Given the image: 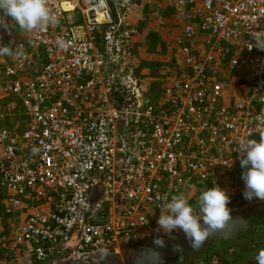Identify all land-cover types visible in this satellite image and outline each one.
<instances>
[{
    "label": "built area",
    "instance_id": "1",
    "mask_svg": "<svg viewBox=\"0 0 264 264\" xmlns=\"http://www.w3.org/2000/svg\"><path fill=\"white\" fill-rule=\"evenodd\" d=\"M140 1L48 0L55 25L27 36L10 28L14 55H0V264L119 254L161 211L158 196L195 186L245 199L237 148L264 131V0H164L182 27L186 72L159 103L129 69L128 15Z\"/></svg>",
    "mask_w": 264,
    "mask_h": 264
},
{
    "label": "clouds",
    "instance_id": "2",
    "mask_svg": "<svg viewBox=\"0 0 264 264\" xmlns=\"http://www.w3.org/2000/svg\"><path fill=\"white\" fill-rule=\"evenodd\" d=\"M57 22V16L48 7V0H0V31H9L12 26H18L24 32H32ZM258 45L264 46L261 42ZM21 47L17 46V53ZM0 55L11 56L14 53L9 45H0ZM237 150L241 153V168L246 169L242 174L245 182L244 198L248 201H264V131L260 132L259 140L249 139L241 143ZM157 199L161 209L157 231L162 230L171 237L174 230H181L191 248L197 251L233 219L232 210L228 207L230 196L227 190L219 186L203 191L198 197V207L189 203L184 192L173 195L170 201L166 195L158 196ZM154 243L158 247L165 246V241L160 237ZM174 250L182 252V246L175 245ZM149 251L156 254L155 258H146L142 253L137 258L138 264H161L159 253ZM255 262L264 264V249L256 254ZM180 264H183V256Z\"/></svg>",
    "mask_w": 264,
    "mask_h": 264
},
{
    "label": "rangeland",
    "instance_id": "3",
    "mask_svg": "<svg viewBox=\"0 0 264 264\" xmlns=\"http://www.w3.org/2000/svg\"><path fill=\"white\" fill-rule=\"evenodd\" d=\"M141 2L142 0L139 3ZM133 7L134 6H131V9ZM149 10H151V8ZM75 15H76L75 21L76 22L80 21V15L78 13H76ZM167 23H168L167 25L169 26L159 33L156 32V30H153L151 32L145 33L144 35L142 34L141 37L142 40L140 39V37L137 36L139 33V31L137 30V33L133 36L131 40V63L129 69H131V74H133L134 78L138 81V86L140 88L139 90H142L141 92H143L144 97L150 99L154 103H159L161 101L164 93V88L168 83L172 82L175 79H180L182 77V74L186 72V65L184 64L182 57L179 54V50H178L179 48L176 44H174L175 37L181 33V29H179L180 25L177 24L180 22L172 18L171 24L170 21H167ZM162 26L164 28L165 24H162ZM14 32L16 31L14 30L0 31V45H9L11 47L12 42L18 38L13 35ZM25 33H26L25 35L23 34L22 35L27 36L28 32ZM159 35H160V39H159ZM20 37L22 36L20 35ZM135 37H137L136 43H134L133 41L134 39H136ZM162 41L165 44V47H161ZM144 44L146 45L144 46ZM175 47L177 48L178 53L175 52ZM164 49L166 51L162 52V50ZM146 54H151L153 56L149 60L145 58ZM173 57L174 58L176 57V59L179 60V63L173 62ZM180 60L182 63L180 62ZM43 62H47L46 56L44 54H43ZM135 70H137L138 74H136ZM162 85H163V90L161 89ZM210 188H212L211 185L210 187L206 186V188H203L202 186L200 187L195 186L194 188H190L186 194L189 203L193 205V207H198L199 195L203 191ZM244 201H246L247 205L249 206H242L240 204H236V202H230L228 207L232 210L233 217L239 216L242 213L256 211L264 207V201H260L258 199H254L252 201H248L244 199ZM234 203L236 205H234ZM160 214L161 211L156 212L151 220L150 226L146 229L143 235H139L138 238L135 239L136 240L135 243L125 244L123 250L118 254V256L122 257L123 254H126L127 257H130L132 255L131 253L137 247L145 246V245H140V243L143 242L144 240H150L152 241L151 243H154V240L157 237H160L162 239L169 237V235L165 234L162 230L157 231L158 229L157 220ZM180 232L183 231L174 230L171 236L176 235ZM130 247L131 249H129ZM231 248H229V250ZM235 253H236V248L232 255L227 254V256L232 258L235 256ZM249 259H253L252 256H250ZM242 263H244L243 260L237 259L235 263H230V264H242Z\"/></svg>",
    "mask_w": 264,
    "mask_h": 264
},
{
    "label": "crops",
    "instance_id": "4",
    "mask_svg": "<svg viewBox=\"0 0 264 264\" xmlns=\"http://www.w3.org/2000/svg\"><path fill=\"white\" fill-rule=\"evenodd\" d=\"M146 4H149V5H146ZM157 7H160L161 12L163 14L162 15L164 17L163 23H159L157 20V17H156ZM150 8H151V10H149ZM146 9L149 11H147ZM172 18L174 20H176L175 15H174V11L172 9L166 7L164 0H142L141 3H139L138 5H135L131 9L130 14L128 15V22L130 23L131 26H133L134 28H136L139 31L137 36L140 37V39H141L142 34L144 35L147 32H151L153 30H156V32L159 33L161 31H163L165 28H167L169 26V25H167L168 24L167 21H170V24H171ZM162 24H165L164 28H163ZM177 24H179L181 26L180 23H177ZM180 26H179V29L182 30V27L180 28ZM160 35H161V33H160ZM160 35H159V39H160ZM176 37L174 39V44H176L175 43ZM135 38L136 39L133 40L134 43H136V40H137V37H135ZM163 41L161 42V47H165V44L163 43ZM169 43H170V41H169ZM145 45L146 44H144V46ZM165 51H166L165 49L162 50V52H165ZM175 52L178 53L176 47H175ZM152 56L153 55H151V54H146L145 58L150 60V58ZM129 61L131 63V58ZM173 62L179 63V60L176 59V57L175 58L173 57ZM180 62H181V60H180ZM135 72H136V74H138L137 70H135ZM239 76H240L239 74H234L233 77H230V81L235 82L239 78ZM161 89L163 90V85H162ZM19 121H20V119L17 122H19ZM233 202H236V204H240L242 206H249V205H247L246 201H244V199H238V200H235ZM236 204L234 203V205H236ZM256 211H252V212H248V213L247 212L242 213L239 216H254V217H257L256 222L262 221L264 218V207L259 209V210H256ZM256 222H254L253 224H256ZM258 226H259V224H258ZM260 229L261 228L259 227L258 230H255V231L251 230V231L245 233L248 235L247 239L244 237V239H246V240H244V241L241 240L238 243L236 241V243L233 244L234 247L233 246L232 247L234 249L236 248L235 256L232 258L229 256H226L225 257L226 264L228 262L235 263L237 259L243 260L244 263H242V264H256V262H255L256 254L259 252V250L264 249V229L262 232L260 231ZM228 250L226 251V254H228ZM224 254H225V251L223 252V255ZM250 256H252L253 259H249Z\"/></svg>",
    "mask_w": 264,
    "mask_h": 264
},
{
    "label": "water",
    "instance_id": "5",
    "mask_svg": "<svg viewBox=\"0 0 264 264\" xmlns=\"http://www.w3.org/2000/svg\"><path fill=\"white\" fill-rule=\"evenodd\" d=\"M257 221V217L254 216H237L227 224V226L217 233L216 236L212 237L213 242L225 241L230 242L231 244L236 243L239 237H242L245 233L253 230H258V224H253ZM253 224V225H252ZM165 241L164 247H158L155 243H151L145 246L137 247L131 254L130 257H127L126 254L123 256H118L112 252L104 253L93 257V260H82L79 262L71 261H57L51 264H138L137 258L143 253L146 258H155V253H151L149 250H154L159 253L161 264H166L171 262L172 259L180 255H185L186 253L191 252L192 249L185 234L180 232L171 237L163 239ZM175 245L182 246V252H177L174 250ZM196 252H199L200 249ZM178 261V260H177ZM183 261L185 259L183 258Z\"/></svg>",
    "mask_w": 264,
    "mask_h": 264
},
{
    "label": "flooded vegetation",
    "instance_id": "6",
    "mask_svg": "<svg viewBox=\"0 0 264 264\" xmlns=\"http://www.w3.org/2000/svg\"><path fill=\"white\" fill-rule=\"evenodd\" d=\"M256 224H259V227L261 228L262 221H258V222H256ZM244 237L247 239L248 235L244 234L242 237H240L237 240V243L240 242L241 240L244 241L245 240ZM151 242L152 241H150V240H144L143 242L140 243V245H147V244H150ZM232 245L233 244H231L230 242H225V241H218L217 240L216 242H213V238H210V240L208 242H206L204 247H202L199 252L192 250L191 252L186 253L185 255L177 256L176 258L172 259L171 262L166 263V264H180L177 262H180L181 256H183V258L185 259V262H183V264H213L211 262V258L213 256V254L217 251L223 253L224 251H226L225 247L229 248ZM129 249H131V247ZM104 253H110V252L98 253V254L92 256V258L90 260H93V257H95L97 255L104 254Z\"/></svg>",
    "mask_w": 264,
    "mask_h": 264
},
{
    "label": "trees",
    "instance_id": "7",
    "mask_svg": "<svg viewBox=\"0 0 264 264\" xmlns=\"http://www.w3.org/2000/svg\"><path fill=\"white\" fill-rule=\"evenodd\" d=\"M263 229H264V218H263V220H262V226H261V229H260V231L262 232L263 231ZM246 240V239H245ZM229 246V245H228ZM233 246V245H232ZM232 246H230V247H232ZM229 247V248H230ZM234 247V246H233ZM226 248V249H225ZM224 249L227 251L229 248H227V247H225ZM226 251H225V254L223 255V253H221V252H219V251H217V252H215L213 255H219V257H220V264H226V260H225V257L227 256V254H226ZM230 262H228L227 264H229Z\"/></svg>",
    "mask_w": 264,
    "mask_h": 264
},
{
    "label": "bare ground",
    "instance_id": "8",
    "mask_svg": "<svg viewBox=\"0 0 264 264\" xmlns=\"http://www.w3.org/2000/svg\"><path fill=\"white\" fill-rule=\"evenodd\" d=\"M118 255V254H117Z\"/></svg>",
    "mask_w": 264,
    "mask_h": 264
}]
</instances>
